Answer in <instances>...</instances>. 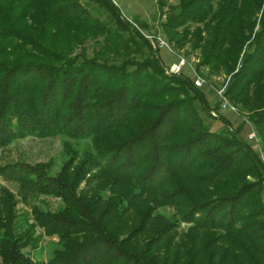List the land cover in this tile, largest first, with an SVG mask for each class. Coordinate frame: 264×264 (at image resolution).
<instances>
[{"label":"trees","instance_id":"16d2710c","mask_svg":"<svg viewBox=\"0 0 264 264\" xmlns=\"http://www.w3.org/2000/svg\"><path fill=\"white\" fill-rule=\"evenodd\" d=\"M96 1L137 42L141 34L115 2ZM211 2L182 0L162 26L171 33L209 15L214 29L203 61L230 73L224 93L246 110L264 149V0H217L215 8ZM107 28L78 0H0V147L55 132L92 141V152L77 161L70 154L56 175L22 160L0 164V175L18 181L22 197L53 193L68 206L32 208L35 223L59 236L46 264H264V218H257L264 205L251 204L250 183L235 176L236 167L260 176L264 164L247 142L209 130L196 101L205 109L209 102L189 76L167 74L153 55L115 63L59 56L41 45L59 31L120 41L118 30ZM19 44L38 47L43 59H21L27 52ZM54 55L61 60L46 59ZM106 190L111 195L100 206ZM12 198L1 188V264H44L20 253L35 245V224L12 231ZM157 199H176L181 216L193 222L182 250L174 222L152 215Z\"/></svg>","mask_w":264,"mask_h":264},{"label":"rangeland","instance_id":"374dc122","mask_svg":"<svg viewBox=\"0 0 264 264\" xmlns=\"http://www.w3.org/2000/svg\"><path fill=\"white\" fill-rule=\"evenodd\" d=\"M78 1L85 8V11L90 13V16L95 18L101 26L108 27L112 33L118 30L111 14L98 1ZM113 1L118 6L121 14L127 17L135 26L137 29L136 33L139 32L137 35L141 34V36H136L137 42L133 43L129 39L131 31L119 29L117 34H119L120 41L114 40V37H106L102 33H92L90 31L85 33L59 31L48 36L47 40L43 41L41 45L45 48L48 46V49L59 52V56L77 57V59H80L82 55L85 57L94 56L98 59L115 63L124 59L140 60L142 57L150 55L160 57V63L167 74L187 75L193 82L196 77L201 82L203 81L201 85H195L204 93L205 98L209 102L208 108H203L197 101L196 105H198L199 112L209 130L223 132L247 142L264 164L262 142L246 110L242 107L240 108L239 104L233 103L228 98L230 103L236 106L235 111L222 108L219 104L217 89L227 83L230 73L226 72L220 63L203 61L202 46H205L211 30L214 29L213 21L209 15L202 20H187L172 29L170 33L163 28L162 22L179 9L182 0ZM216 3L217 0L211 2L213 8L216 7ZM256 27L257 25L253 31ZM135 34L133 33V35ZM159 37L164 41L162 46L159 45L161 42ZM11 42L12 40L10 39ZM247 42L243 45V50L246 48ZM16 48L27 52L21 56V59L41 58L38 55V47L32 48V46L26 44H19ZM49 58L46 59L52 62L61 60V57L58 58L55 55ZM180 58H184L183 64L175 71H172L171 65L173 63L178 64ZM236 65L235 69L239 66V60ZM252 132H254L255 138L249 136ZM92 151V141H90L89 137H69L59 132L43 136L25 135L14 138L3 147H0V164L13 160H22L30 164H40L43 167V171L48 175H56L60 165L70 154L75 156L73 161H77L78 158ZM235 170V176L238 175L240 180L250 183V190L247 196L248 200L252 199L251 204L255 206L264 205V173L256 176L252 173H246L245 170H240L239 167H236ZM177 184L180 189L186 188L185 178L180 177ZM82 186L83 182H80L78 188ZM1 188L7 189L13 196V204L9 208L12 215V231L19 230L22 226L25 228L29 223L35 224L31 232V238H35V245L22 246L20 248L22 257L27 260L42 261L46 264L51 250L59 242V236L57 237L55 234L47 235L45 230L35 223L32 219V208L55 212L61 208L67 209L68 206L65 205L60 197L53 193L27 192L25 197H22V191L19 190L21 188L19 182L5 175H0V194ZM109 195H111V192L108 190L103 192V198L99 202L100 206L104 204ZM182 199H184L183 196ZM175 200L171 199L162 202L157 199L152 202V205H155L152 215H159L174 222V239L180 244L182 250L184 247L182 242L186 241L193 231L191 228L193 222L181 216V210L179 211ZM118 203L120 204V201ZM257 218H264V214L257 216ZM208 231L214 233L216 229L212 228ZM119 235L122 236L123 234L120 233ZM181 258H187V256L182 253Z\"/></svg>","mask_w":264,"mask_h":264},{"label":"built area","instance_id":"2783aa9c","mask_svg":"<svg viewBox=\"0 0 264 264\" xmlns=\"http://www.w3.org/2000/svg\"><path fill=\"white\" fill-rule=\"evenodd\" d=\"M159 39L161 40V42H160L159 45L162 46L163 43H164V41H163L160 37H159ZM183 62H184V58H180L178 64L173 63V64L171 65V69H172V71H175V69H178V67H180V65L183 64ZM194 82H195V84L201 85V83H202L203 81L201 82V80H200L199 78L196 77V78L194 79ZM225 85H226V84H224V86H220V87L217 89V93H218V97H219V99H218V100H219V104H220V106H221L222 108H225V109H228V110L235 111V110H236V106H235L234 104L230 103V101L227 99V97H226V95H225V93H224ZM249 136L255 138V134H254V132L250 133Z\"/></svg>","mask_w":264,"mask_h":264}]
</instances>
